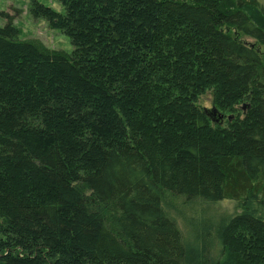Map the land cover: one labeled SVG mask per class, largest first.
Wrapping results in <instances>:
<instances>
[{
    "label": "trees",
    "instance_id": "trees-1",
    "mask_svg": "<svg viewBox=\"0 0 264 264\" xmlns=\"http://www.w3.org/2000/svg\"><path fill=\"white\" fill-rule=\"evenodd\" d=\"M56 1L69 52L0 26V264H264L259 1ZM168 197L240 212L192 252Z\"/></svg>",
    "mask_w": 264,
    "mask_h": 264
},
{
    "label": "rangeland",
    "instance_id": "rangeland-1",
    "mask_svg": "<svg viewBox=\"0 0 264 264\" xmlns=\"http://www.w3.org/2000/svg\"><path fill=\"white\" fill-rule=\"evenodd\" d=\"M31 1L0 0V26H3L8 19L12 18L13 24L18 28L19 38L21 40L36 42L48 50L69 52L71 50V43L66 35L49 28L43 19L34 18L30 15L29 6ZM38 1L58 12H62V6L56 0ZM258 1L263 12L259 9L249 8L247 14L254 24L264 31V0ZM231 33L246 45L253 46L261 55L262 59H264V48L256 43L255 40L241 33H237L234 30H231ZM198 104L201 107L211 109L210 93L201 96ZM168 198L169 201L166 200V203L163 202L164 211L176 222L188 246L187 250L192 252L197 251L201 245L202 237L200 231L203 224L216 223L217 220L220 221L223 217L230 218L240 212L236 204L229 200L205 205L197 201L184 203L183 200L178 198Z\"/></svg>",
    "mask_w": 264,
    "mask_h": 264
}]
</instances>
